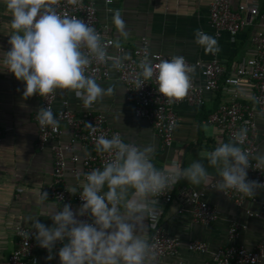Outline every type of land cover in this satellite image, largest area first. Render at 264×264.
Here are the masks:
<instances>
[{"label": "clouds", "instance_id": "obj_1", "mask_svg": "<svg viewBox=\"0 0 264 264\" xmlns=\"http://www.w3.org/2000/svg\"><path fill=\"white\" fill-rule=\"evenodd\" d=\"M68 2L77 4L78 0ZM59 3L60 0H6L13 31L8 40L11 47L0 52V57L7 71L25 83L24 98L37 94L46 97L58 89L70 90L83 100L85 108H90L106 93L94 77L85 74L92 60L110 61L112 68L119 70L123 58L109 55L101 43V34L82 19L59 14ZM113 22L127 38L129 32L118 10ZM195 36L196 43L206 51H219L215 37L200 29ZM139 68L137 89L155 74L159 92L170 102L185 98L192 87L195 66L189 65L183 56L161 60L155 69L145 59L140 61ZM111 91L107 89L108 93ZM37 119L41 126L56 128L59 123L47 107L39 109ZM87 126L95 132L91 124ZM246 136L247 129L241 128L232 141L221 142L213 151L203 154L208 164L218 169L221 179L215 190H234L251 197L264 187V182L248 179V169L252 167L249 154L238 146ZM96 151L110 153L112 158L102 169L86 174L79 192L82 205L75 211L71 204H64L62 210L53 207L49 215L51 227L29 217L35 240L48 250V260L54 258L56 243L62 242L58 252L60 264H156L154 245L146 238V221L158 218V199L153 198L170 192L181 179L197 186L207 183L210 174L200 160L178 172L158 169L153 163L152 146L141 148L126 143L119 135L99 136ZM257 166H264V155L257 157ZM66 190L77 194L76 187ZM47 199L48 193L42 192L41 201Z\"/></svg>", "mask_w": 264, "mask_h": 264}, {"label": "crops", "instance_id": "obj_2", "mask_svg": "<svg viewBox=\"0 0 264 264\" xmlns=\"http://www.w3.org/2000/svg\"><path fill=\"white\" fill-rule=\"evenodd\" d=\"M90 1L96 8L98 21L109 25L114 42L128 48H133L138 38L145 36L152 51L183 56L188 60H207L215 54L226 71L251 54L252 45L248 40L252 27H244L233 36L226 32H221L216 37L213 35L207 22L208 4L211 0H111L106 5L103 0ZM228 1L235 7L242 0ZM250 1L259 8H264V0ZM5 2L6 0H0V52L10 49L8 40L13 31L12 16L6 10ZM105 7H109L111 11H106ZM117 10L129 32L127 38L118 32L113 22ZM197 29L216 38L218 52H208L196 43ZM97 83L106 93L101 100L95 102V108L124 140L141 148L152 146L153 163L158 169L178 172L200 160L210 174L209 181L219 175L218 169L210 166L203 154L213 151L221 142L229 141L215 128L202 123V120L223 99L222 92H216L215 95L204 94L199 106L176 107L171 144L162 148L149 123L132 114L124 87L113 76ZM25 87L23 81L17 80L14 74L7 71L0 57V264H6L7 254L13 247L12 225L20 223L32 227L29 220L31 217L32 220L38 218L39 222L51 227L53 221L49 215L53 207L57 209V205L50 199L41 201L42 192L47 191L51 152L49 144L41 150L33 146L36 130L31 114L35 110L36 101L33 96L24 98ZM109 88L112 89L111 93L107 92ZM64 95L73 105H84L83 100L77 98L73 91L58 89L55 106H58V101ZM254 120L255 139L258 142L255 153L257 158L264 155V111L256 112ZM203 184L205 183L197 186L181 179L174 187L184 185L197 188ZM204 199L217 213L216 219L208 225L191 221L186 211L177 213L179 202L175 198L164 204L161 210L156 208V220L146 221L149 225L147 239L152 226L158 224L182 244L174 255L162 257L156 264H172L176 260H181L184 264H202L209 259L210 254L189 251L183 244L190 240L202 241L209 251L228 244L230 241L226 237L227 229L232 221L244 225L238 229L232 241L234 244L250 248L264 237V219L246 213H257L260 210L264 192L258 190L253 200L244 201L240 206H235L217 190L206 191ZM58 252L55 245L52 252L54 258L48 260V250L41 248L34 239V264H60ZM260 264H264V258Z\"/></svg>", "mask_w": 264, "mask_h": 264}, {"label": "built area", "instance_id": "obj_3", "mask_svg": "<svg viewBox=\"0 0 264 264\" xmlns=\"http://www.w3.org/2000/svg\"><path fill=\"white\" fill-rule=\"evenodd\" d=\"M103 1L105 5L109 4L108 0ZM5 8L10 12L6 2ZM105 10L111 11L109 7H105ZM57 12L82 19L95 28L101 34V43L108 54L123 58V66L119 70L112 68L110 61L101 63L93 59L85 74L94 77L97 82L113 76L124 87L132 114L149 123L162 148L171 144L176 122V107L199 106L203 102L204 94L215 95L216 92H222L223 99L204 117L202 123L215 128L228 141L233 140L234 133L241 128H246L245 142L238 146L249 154L252 167L248 169V179L264 182V168L257 166L255 157L258 142L255 139L254 120L256 112L264 111V8H259L250 0H242L235 7H232L228 0L209 2L207 22L215 37L221 32L233 36L244 27H252L248 40L252 45L251 54L242 58L229 71L225 70L223 63L215 54L207 60L185 58L189 65L195 66L192 87L185 98L173 102L159 92L155 74L150 80L143 81L144 85L140 89H137L136 79L141 71L140 61L147 59L155 69L161 60H170L176 55L152 51L145 36H140L133 48L116 44L109 25L98 21L96 8L90 0H78L77 4L60 0ZM82 50L87 52V49ZM140 79L143 80V77ZM33 98L36 101L35 110L31 114L36 130L33 146L41 150L49 144L51 152V168L46 191L48 199L57 205L56 210H62L64 204H71L75 211L83 203L79 192L82 190L86 174L96 168L102 169L104 164L112 158L110 153L96 151V139L101 135L107 138L113 135L121 137V135L106 123L104 115L95 108V103L90 108H85L84 105H73L64 95L58 101V106H55L56 92L46 97L33 95ZM41 107L52 110L59 122L56 128L39 125L37 112ZM88 124L95 128V132L87 126ZM1 135L0 129V138ZM220 179L219 175H216L211 181L197 188L184 185L173 187L170 192L153 198L158 199L156 208L158 211L161 210L164 204L175 198L179 202L177 213L186 211L191 221L208 225L216 219L217 213L215 208L204 199V195L206 191L215 190ZM69 186L76 187L77 194L69 193L66 190ZM259 191L264 192V187L259 188ZM219 193L235 206L254 199V196H246L234 190L219 191ZM246 213L264 219V202L257 213L250 211ZM81 219H88V217H81ZM243 227L244 225L232 221L226 236L230 243L219 246L213 251H209L202 241L190 240L183 245L192 252L209 253V259L202 264H260L264 258V237L258 239L250 248L232 242L238 229ZM10 229L14 243L7 254L6 264H34V228L17 223ZM148 240L154 245L156 261L162 257L174 255L178 247L182 245L177 238L169 236L158 224L152 226ZM62 246V242L56 243L58 249ZM172 264L184 263L176 260Z\"/></svg>", "mask_w": 264, "mask_h": 264}]
</instances>
